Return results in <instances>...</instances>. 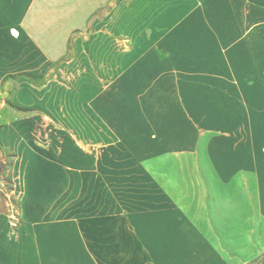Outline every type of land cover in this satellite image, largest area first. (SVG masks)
Listing matches in <instances>:
<instances>
[{
    "label": "crops",
    "instance_id": "0c3cea01",
    "mask_svg": "<svg viewBox=\"0 0 264 264\" xmlns=\"http://www.w3.org/2000/svg\"><path fill=\"white\" fill-rule=\"evenodd\" d=\"M100 38L143 43L91 99ZM116 140L150 160L91 175L80 146ZM6 155L22 221L0 218V264H264V0H0Z\"/></svg>",
    "mask_w": 264,
    "mask_h": 264
},
{
    "label": "rangeland",
    "instance_id": "374dc122",
    "mask_svg": "<svg viewBox=\"0 0 264 264\" xmlns=\"http://www.w3.org/2000/svg\"><path fill=\"white\" fill-rule=\"evenodd\" d=\"M141 26L143 25H137V24H128L126 28V32L128 34H131L135 37L136 31L141 29ZM183 42V41H182ZM70 46L72 45V42L70 41ZM143 41L138 39H129V40H110V39H96L91 40V99L93 98L95 92L97 91H103L106 88L100 86L101 84H105L104 78V65L109 63H114L113 60L116 58V60H119V56L116 55L114 57L115 49H123L124 51L128 52L127 60L128 64L130 65L132 62H134L137 58V52L139 48H142ZM147 47V46H146ZM179 47H183V43L179 45ZM113 53V54H112ZM68 54H71L69 51ZM65 59L66 56H65ZM55 72H49V79L55 78ZM180 76L183 75V72L179 73ZM179 76V75H177ZM72 74L65 72L62 77L58 76L59 83L63 85L65 89H69L70 84L69 81L72 79ZM65 97V96H64ZM67 98V97H66ZM65 98V99H66ZM102 100L103 103L101 104L99 110L103 113L109 112V105H107L105 102V98L102 94ZM32 111H36L37 109L32 108ZM88 110L91 111V104H85L83 106H80L81 112H87ZM55 122V124H53ZM108 122L111 124L114 122L113 120H108ZM50 124L54 125V128L57 130H60L64 127V125L61 123V121H49ZM86 124V123H84ZM120 134L119 132H117ZM126 142L131 143L128 144V146L135 148L136 146V137L135 136H129L124 135ZM118 138V137H116ZM119 139V138H118ZM128 139V140H127ZM80 140L83 141V137H80ZM88 140V138H86ZM86 143V142H85ZM120 140L114 141L113 144L109 143L107 145L100 144V143H94V141H91V145H82L80 146L79 151V160H89L91 161V175L94 176H100V175H113L114 171H117L119 169H116V167H110L117 166V163H121L123 167V171L127 173V175H137L139 174L137 171L140 159L142 162H147L146 160H150L151 153L150 152H140V151H131L128 147L127 150H125L123 147V144ZM122 145L121 151L117 150L116 145ZM11 156L6 155L5 157L0 158V208L4 210L6 213V216H0L1 219L5 220L9 225H12L14 227H17L19 223H21L22 218L20 215V212L18 210V200L15 196L14 191V183L11 180V171L9 165H11ZM139 158H138V157ZM116 158V160H115ZM118 159V160H117ZM145 164V163H144ZM110 165V166H109ZM144 172L148 174H152L153 172L149 168H145Z\"/></svg>",
    "mask_w": 264,
    "mask_h": 264
}]
</instances>
